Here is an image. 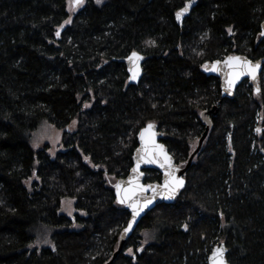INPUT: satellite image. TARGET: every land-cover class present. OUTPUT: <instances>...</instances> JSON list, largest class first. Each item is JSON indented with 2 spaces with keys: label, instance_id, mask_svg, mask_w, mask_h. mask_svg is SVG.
Instances as JSON below:
<instances>
[{
  "label": "trees",
  "instance_id": "trees-1",
  "mask_svg": "<svg viewBox=\"0 0 264 264\" xmlns=\"http://www.w3.org/2000/svg\"><path fill=\"white\" fill-rule=\"evenodd\" d=\"M187 3L86 0L64 24L67 0H0V264L108 263L130 218L113 186L132 166L138 131L155 123L184 167L205 129L200 114L214 105L184 189L140 220L111 264H206L221 242L229 264H264V65L257 83L220 103L219 80L202 70L262 56L264 0H191L180 25ZM133 51L143 55L137 85L120 61ZM73 120L54 157L49 144L31 147L41 121L61 129ZM63 198L85 216L59 214ZM36 226L51 231L52 246L28 249ZM145 231L156 238L139 245Z\"/></svg>",
  "mask_w": 264,
  "mask_h": 264
},
{
  "label": "snow or ice",
  "instance_id": "snow-or-ice-1",
  "mask_svg": "<svg viewBox=\"0 0 264 264\" xmlns=\"http://www.w3.org/2000/svg\"><path fill=\"white\" fill-rule=\"evenodd\" d=\"M102 0H96L97 4H100ZM85 3V0H68L69 11H74L79 7H82ZM191 6V0L187 3L181 10L177 11L176 19L180 21L184 13H186ZM71 23V19L65 21V24ZM228 32L231 34L232 29L229 28ZM261 36H264V31H261ZM56 36H60V31L56 32ZM130 63L133 64V67L129 68L131 72L130 80H137L140 74V65L139 61L143 59L135 51L132 52L131 56L128 57ZM220 64V61H217L215 65L212 66L211 70L216 71L217 65ZM225 66L230 69V73L228 74L229 78H226V90H230L236 83V81L242 75H248L255 82L258 78V70L260 69V64L253 63L246 58L239 56H229L224 62ZM206 70H208V66H204ZM261 91L259 84L256 86V92L259 94ZM89 105H85L88 107ZM76 122L73 121V124ZM155 126L153 124H149L146 129L140 132V140L142 144L141 149H137V167L133 168V173H138L139 164L141 161L144 163H158L160 167L165 170V181L162 186L163 191H160V186L154 185H141L138 180V176L143 175V173H138V176L134 179H130L127 182V185H122L117 183L115 185L116 194H117V202L120 204L126 205L129 209H131L132 220L128 223L127 227L124 229V233H128L133 224L136 222L137 217L140 215L144 209L152 203L157 195L162 196L164 199H174L177 191L183 187L184 180L181 177L176 175L179 170L177 167L172 165V158L164 151L163 145H158L155 142V133L152 129ZM261 129L257 128L256 132L261 133ZM229 151H231V145H229ZM141 153H143L141 155ZM87 160L88 157H85ZM151 190L153 192V196L149 198H143L142 193ZM71 203V202H69ZM71 214V213H69ZM185 229H187V225H184ZM147 238V233L145 234ZM47 243V241H45ZM147 242V239L145 240ZM53 250L55 251V247L53 246ZM143 251V248L139 249ZM129 254H132V249H128ZM224 252L225 249L218 248L213 252V264H225L224 261Z\"/></svg>",
  "mask_w": 264,
  "mask_h": 264
},
{
  "label": "water",
  "instance_id": "water-1",
  "mask_svg": "<svg viewBox=\"0 0 264 264\" xmlns=\"http://www.w3.org/2000/svg\"><path fill=\"white\" fill-rule=\"evenodd\" d=\"M179 24L181 25V20L179 21ZM261 31H264V21L262 22L261 24ZM136 52V51H135ZM138 53V52H136ZM132 54V52L127 55L126 57L122 58L120 61L125 65L126 67V72H127V75H128V78H127V82L128 84H132V85H137L141 79V76H142V62H143V59L139 61V65H140V74L137 78V80H130L129 77L131 76V72L129 71V68L130 67H133V64L130 63L128 57H130ZM140 56L143 57L142 54L138 53ZM236 56H239V57H243V58H246L247 60H250L252 61L253 63H259L260 64V69L258 70V78H259V75H260V72L262 70V67L264 65V52L262 54L261 57H259L258 59H255V60H252L250 58H248L247 56L245 55H236ZM229 57V56H228ZM227 59V57L221 59V60H215L211 63H206L203 65L202 67V70L203 72L206 73V75H210V76H213L215 78H217L219 80V87H220V101L219 103L225 99V98H233V96L235 95V91L237 89V87L245 80H248L250 83L252 84H255L257 83L258 81V78H257V81H253L251 79L250 76L248 75H242L235 83V85L230 89V90H226V78H229L228 77V74L230 73V69L227 68L224 64L225 60ZM217 61H220V64L217 65V70L216 71H212L211 68L213 65L216 64ZM205 65L208 66V70L205 69ZM217 110H218V107L217 105H214L212 106L211 109L207 110V111H203L201 114H200V121L202 122V124H204L205 126V129H204V132L201 136V138L199 139V142H198V145L196 147V149L193 151V153L191 154L188 162L185 164L184 167H179L175 164V161L172 157V155L168 152V149L167 147L161 142V139L163 137V133L161 131L158 130V126L155 124V123H151L153 124L155 127L152 129V131L155 133V142L156 144L158 145H163L164 146V151L169 155L171 156L172 158V165L177 167L179 170L177 171L176 175L178 177H181L183 178L184 180V185L183 187H181L176 195H175V198L180 194V192L184 189L185 185H186V180H185V174L187 173V170L189 168V164L192 160V158L196 155V153L199 151L201 145H202V141L204 140L208 130H209V127H210V118H209V115L211 114L212 116L216 115L217 114ZM150 123L146 124L142 129H140L137 133V146L135 148V150L133 151V154H132V157H131V161H132V166L131 168L129 169V172L128 174L123 177V178H120L116 181V183L114 184V191H115V198H116V201H117V194H116V188H115V185L117 183H120L122 185H127V182L130 180V179H134L138 176V173H143V175H140L138 176V180H139V183L141 185H154V186H160V191H163L162 189V186L164 184V181H165V170L164 168L160 167L158 163H144L143 161L140 162L139 164V168H138V173H133V168H136L137 167V149H141L142 148V144H141V140H140V132L144 129L147 128V126L149 125ZM143 153H141L142 155ZM146 170H156L160 173L161 175V179L160 181H157V182H145V178H146V174H145V171ZM153 196V192L151 190L147 191V192H144L142 193V197L143 198H149V197H152ZM174 199H164L162 198V196L160 195H157L155 197V199L152 201V203H150L145 209L143 212L140 213V215L137 217L136 219V222L133 224L132 226V229L128 232V233H124V229L127 227L128 223L132 220V213H131V209H129L126 205L124 204H121L125 209H127L130 213V218L126 224V226L122 229L121 231V234H120V241H119V245H118V248L117 250L114 252V254L112 255L111 259L108 261V263L106 264H111L117 255H119L120 253H122L123 249H124V246H125V243L126 241L129 239V237L132 235L133 231L135 230L136 226L138 225V223L140 222V220L149 212L151 211L154 207H156L157 205H160V204H172L174 202ZM120 204V203H119ZM218 248H222V249H225V252H224V261H225V264H229V262L227 261L226 259V255H227V248L225 246V244L223 242L221 243H218L216 245H214L209 254H208V257H207V262L206 264H213V259H212V256H213V252L218 249Z\"/></svg>",
  "mask_w": 264,
  "mask_h": 264
},
{
  "label": "rangeland",
  "instance_id": "rangeland-1",
  "mask_svg": "<svg viewBox=\"0 0 264 264\" xmlns=\"http://www.w3.org/2000/svg\"><path fill=\"white\" fill-rule=\"evenodd\" d=\"M93 1L96 5L101 6L107 0H102V2L100 4H97L96 0H93ZM82 7H79L74 11H69V5H68V0H67V11L70 15L69 18L72 19V17ZM73 121H75V120H73ZM73 121L68 125V127L61 128V129H58V128L48 124L46 121H41L38 124L36 130L31 132L29 135V142H30L31 147L34 150H37V149L41 148L43 145L49 144L50 148L48 149V154L51 157H54L56 152L58 150L62 149V139H63L64 132L68 131V133H71L75 130L76 123L73 124ZM195 146H196V142L193 144V148ZM33 180H35L34 176H32L27 181H25V185L28 188H30V184L32 183ZM69 202H71V203H69ZM58 212H59V214H63L65 216L71 217V218H73L76 214H78L80 216H85V213L83 211L76 210L75 201H74V199H71V198L61 199L60 208H59ZM69 213H71V214H69ZM71 228L75 230V229H78V226L73 225ZM146 233H147V238L145 236ZM34 235H35V239L33 242H31L28 245V249L33 250V249H39L41 247L52 246V242L50 239L51 231L49 229L44 228L42 226H36V228L34 230ZM155 238H156V233L154 231H150V232L145 231L142 233V239L140 240L139 245H144V244L146 245V244L150 243L151 241H153ZM146 239H147V242H145ZM45 241H47V243Z\"/></svg>",
  "mask_w": 264,
  "mask_h": 264
}]
</instances>
